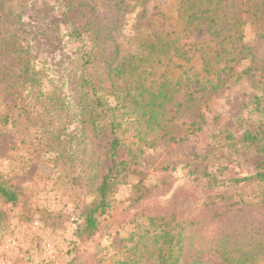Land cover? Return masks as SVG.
<instances>
[{
	"label": "rangeland",
	"instance_id": "rangeland-1",
	"mask_svg": "<svg viewBox=\"0 0 264 264\" xmlns=\"http://www.w3.org/2000/svg\"><path fill=\"white\" fill-rule=\"evenodd\" d=\"M16 1L28 28L44 32L28 38L36 70L44 75L42 90H61L68 114H73L81 79L94 74L83 64L90 42L70 36L74 26L83 24L81 14L66 13L61 0ZM225 1L228 14L243 22L239 29L244 49L228 63V76L220 77L226 83L200 106L203 131L181 143L160 140L145 150L136 167L145 173L144 184L154 186L153 193L135 201L130 185L119 187L115 203L97 217L95 231L81 228L83 210L93 202L98 183L90 179L97 169L93 150L103 154L110 136L94 144L74 118L66 125V134L78 151L75 161L57 158L59 151L54 149L36 150L24 167L21 162L25 164L29 153L19 143L34 135L17 132L9 123L0 124V173L11 174V182L28 192L33 213L32 218L19 216L17 211L9 214L8 229L0 232V264H159L160 243L146 235L155 237L160 228L176 233L182 227L177 264H264V183H230L254 176L264 159L242 143V137L254 132L260 122V117L249 112L255 106L253 100L260 97L264 107L260 85L264 26L246 13L257 0ZM176 6L177 0H145L125 11L112 8L115 30L107 52L118 50L120 57H128L137 50L136 38L176 30ZM106 17L100 18L107 22ZM217 44L205 31L185 33L179 47L186 51V61L176 63L201 73L205 70L203 53ZM212 66L217 69L219 64ZM96 77L105 94L112 92L113 84L119 86L107 64L99 65Z\"/></svg>",
	"mask_w": 264,
	"mask_h": 264
},
{
	"label": "trees",
	"instance_id": "trees-1",
	"mask_svg": "<svg viewBox=\"0 0 264 264\" xmlns=\"http://www.w3.org/2000/svg\"><path fill=\"white\" fill-rule=\"evenodd\" d=\"M144 1L61 0L66 13L79 12L84 20L83 24L73 27L70 36L76 40L88 39L91 49L83 57V64L94 72L81 79L76 110L69 115L61 90H42L44 75L36 70L32 60L28 38H36L44 32L28 28L16 0H0V124L9 123L17 132L34 135L30 141L20 140L19 147L27 148L29 153L25 164L21 162V165L27 167L36 150L49 149L59 151V159L75 161L78 151L69 144L66 134V125L74 118L79 130L88 132L94 144L106 134L110 136L103 154L93 150L97 169L90 179H98V183L93 191V202L84 207L81 223L83 231L89 233L96 230L97 217L115 203L113 197L119 187L130 185L135 201L153 193L154 186L144 184L145 173L136 167L140 157L160 140L181 143L203 131L205 120L200 106L226 83L219 81L220 77L228 76L231 69L228 63L244 49L240 44L243 22L228 14L225 0H177L176 21L179 23L175 26L179 27L176 30L136 38L134 48L137 50L128 57H120L118 50L107 52V43L115 30L111 9L125 11ZM255 3L246 13L264 26V0ZM107 7L108 11L104 12ZM101 15L107 16V22L101 20ZM200 30L218 42L216 48L203 53L205 70L201 73L185 70L181 62L176 63L186 61V51L179 47L182 35ZM103 63L109 66L112 80L117 79L119 83V86L112 85L109 94L104 93L96 77ZM215 63L219 64L217 69H213ZM260 85L264 96V73ZM253 101L255 106L249 112L260 117V122L254 132L242 137V143L250 152L264 155V107L260 106V97ZM257 168L254 176L232 179L230 183L233 186L250 180L264 183V159ZM12 211L32 218L29 194L11 182V174L0 173V232L8 229ZM182 228L176 233L160 228L155 237L146 235L145 238L160 243L159 264L178 263Z\"/></svg>",
	"mask_w": 264,
	"mask_h": 264
}]
</instances>
